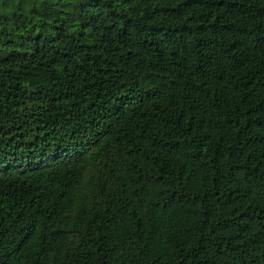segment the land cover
<instances>
[{
    "label": "trees",
    "instance_id": "1",
    "mask_svg": "<svg viewBox=\"0 0 264 264\" xmlns=\"http://www.w3.org/2000/svg\"><path fill=\"white\" fill-rule=\"evenodd\" d=\"M0 264H264V0H0Z\"/></svg>",
    "mask_w": 264,
    "mask_h": 264
}]
</instances>
